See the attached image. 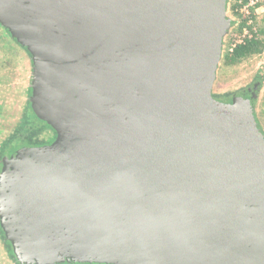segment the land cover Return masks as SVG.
Masks as SVG:
<instances>
[{
	"label": "water",
	"instance_id": "1",
	"mask_svg": "<svg viewBox=\"0 0 264 264\" xmlns=\"http://www.w3.org/2000/svg\"><path fill=\"white\" fill-rule=\"evenodd\" d=\"M228 5L0 0L28 118L55 133L0 149L18 264H264V127L214 97Z\"/></svg>",
	"mask_w": 264,
	"mask_h": 264
},
{
	"label": "rangeland",
	"instance_id": "2",
	"mask_svg": "<svg viewBox=\"0 0 264 264\" xmlns=\"http://www.w3.org/2000/svg\"><path fill=\"white\" fill-rule=\"evenodd\" d=\"M228 15L234 26L225 40L224 55L230 52L233 44L236 47L246 40L261 42L262 47L260 52L245 56L234 64H228L223 57L215 83L214 97L224 100L238 95V88L248 79V75L245 76L247 71L264 64V0H248L246 3L245 0H229ZM240 25L242 27L239 29ZM21 57L24 58V55L12 46L8 36L0 29V119L12 104L16 91L20 88L27 89L29 72H26ZM258 109V113L255 110V116L264 127V99Z\"/></svg>",
	"mask_w": 264,
	"mask_h": 264
},
{
	"label": "flooded vegetation",
	"instance_id": "3",
	"mask_svg": "<svg viewBox=\"0 0 264 264\" xmlns=\"http://www.w3.org/2000/svg\"><path fill=\"white\" fill-rule=\"evenodd\" d=\"M7 36L5 30L0 28ZM9 39V37H8ZM13 47H16L15 42L9 39ZM24 52H20L23 54ZM24 58L21 57V60L26 68V72L29 76V83L27 89L24 90L21 88L16 91L12 104L9 105L5 113L0 119V149L4 144H6L11 137L20 136L24 137L23 140H26L28 143H33L36 145H44L49 140L55 137V133L52 132L50 127L43 126L41 129H33L30 124L23 119L24 107L27 104V99L29 97L30 91V80H31V58L28 54H23ZM29 67V68H28ZM29 69V71H28ZM248 79L243 85H240L238 88V95L245 96V99L250 100L254 107V111L258 113V106H261L264 99V64H261L246 72ZM0 264H18L14 257L11 255L9 249V244L3 237L2 230L0 228Z\"/></svg>",
	"mask_w": 264,
	"mask_h": 264
},
{
	"label": "trees",
	"instance_id": "4",
	"mask_svg": "<svg viewBox=\"0 0 264 264\" xmlns=\"http://www.w3.org/2000/svg\"><path fill=\"white\" fill-rule=\"evenodd\" d=\"M248 0H245V3L247 2ZM242 26L240 25L239 29L241 28ZM262 47L261 45V42H258L256 40H246L243 44H239L237 45L233 50L232 52H228L224 55L225 57V61L228 63V64H234V63H237L240 59H242L243 57L245 56H248L250 54H253V53H257V52H260V48ZM24 114H23V119L25 121H27L28 124H30V126L33 128V129H36V130H39L41 129L44 125H42L40 122L37 123H34L30 120V118H28V115L26 113V109L24 108ZM24 137H20L18 135L16 136H13L10 138L9 141H26V140H23ZM27 142V141H26Z\"/></svg>",
	"mask_w": 264,
	"mask_h": 264
},
{
	"label": "built area",
	"instance_id": "5",
	"mask_svg": "<svg viewBox=\"0 0 264 264\" xmlns=\"http://www.w3.org/2000/svg\"><path fill=\"white\" fill-rule=\"evenodd\" d=\"M236 43H240V42H236ZM234 47H235V44L232 45V47L229 49V51L232 52Z\"/></svg>",
	"mask_w": 264,
	"mask_h": 264
}]
</instances>
